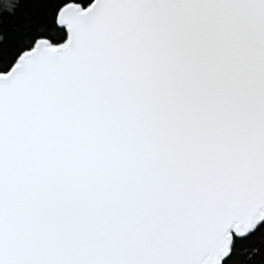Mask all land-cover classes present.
<instances>
[{"label":"snow or ice","instance_id":"snow-or-ice-1","mask_svg":"<svg viewBox=\"0 0 264 264\" xmlns=\"http://www.w3.org/2000/svg\"><path fill=\"white\" fill-rule=\"evenodd\" d=\"M0 264H264V0H0Z\"/></svg>","mask_w":264,"mask_h":264}]
</instances>
